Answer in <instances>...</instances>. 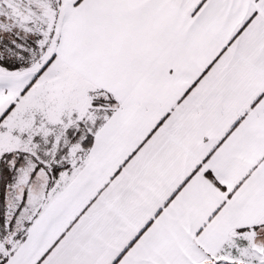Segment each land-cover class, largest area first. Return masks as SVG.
<instances>
[{"label": "snow or ice", "instance_id": "snow-or-ice-1", "mask_svg": "<svg viewBox=\"0 0 264 264\" xmlns=\"http://www.w3.org/2000/svg\"><path fill=\"white\" fill-rule=\"evenodd\" d=\"M0 264H264V0H0Z\"/></svg>", "mask_w": 264, "mask_h": 264}]
</instances>
